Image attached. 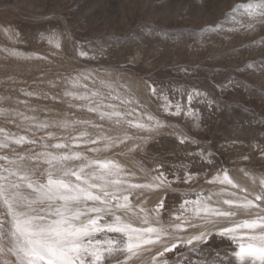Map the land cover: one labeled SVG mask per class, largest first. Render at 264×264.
I'll use <instances>...</instances> for the list:
<instances>
[{
  "label": "rangeland",
  "instance_id": "374dc122",
  "mask_svg": "<svg viewBox=\"0 0 264 264\" xmlns=\"http://www.w3.org/2000/svg\"><path fill=\"white\" fill-rule=\"evenodd\" d=\"M250 2L0 0V139H34L36 145L11 144L30 154L43 150L41 137L48 144L73 143L70 137L87 132L74 150L114 160L122 179L145 184L162 172L171 182L130 197L149 212L163 199L165 225L198 194H211L213 204L253 199L264 187V22L245 14L242 5ZM88 107L120 112L121 123L102 120ZM64 120L89 123L51 126ZM45 122L50 127H38ZM137 123L151 130L132 126ZM89 138L98 142L85 144ZM5 155L11 158L0 149ZM225 171L232 184L213 181ZM186 173L193 179L185 181ZM251 218L237 210L234 219ZM247 242L214 235L197 252L178 246L160 257L156 246L128 261L118 253L111 264H247L234 256L238 243Z\"/></svg>",
  "mask_w": 264,
  "mask_h": 264
},
{
  "label": "snow or ice",
  "instance_id": "6c2138e0",
  "mask_svg": "<svg viewBox=\"0 0 264 264\" xmlns=\"http://www.w3.org/2000/svg\"><path fill=\"white\" fill-rule=\"evenodd\" d=\"M242 7L253 20L264 22V0H251ZM75 98L87 100L88 96ZM188 99L191 101L192 97ZM88 111L97 112L102 120L115 117V123H121L120 112L100 111L98 107H88ZM88 123L64 120L51 126L68 129L73 124ZM132 126L151 130L142 123ZM38 127L50 125L45 122ZM48 136L53 133L49 132ZM87 136V132H81L79 137L69 138L73 143L54 144L45 143V138L41 137L43 150L30 151V154L17 153L11 144L36 145V140L14 134L0 139V149L11 152V158L0 156L4 161L0 164V264H104L105 260L111 264L118 253L128 261L156 246L162 249L157 255L163 257L178 246H193L190 251L197 252L199 246L206 245L214 235L238 242L247 240V244L238 243L239 251H235L234 256L246 260L247 264H264V215H261L264 187L253 199L245 198L243 202L217 199L215 206L211 194L207 197L198 194L195 200H184L180 204L178 215L170 213L171 222L165 225L160 220L163 199L150 212L142 207L137 209L130 200L137 190L142 193L145 189L170 187L171 182L164 174L152 176L150 183H130L121 178V165L114 160L93 159L74 150L79 147L74 141ZM83 142L96 144L98 140L89 138ZM89 151L95 153L99 149ZM192 179L185 174V181ZM213 181L221 185L233 183L226 171L222 177L214 176ZM223 205L228 206L227 210ZM237 210L252 218L235 222ZM193 218L199 222L193 223ZM188 229L198 234H179ZM238 232L240 235H235ZM110 233L119 237L109 236ZM101 234L102 238H98ZM116 264L121 262L117 260ZM163 264H167V260ZM228 264H231L230 259Z\"/></svg>",
  "mask_w": 264,
  "mask_h": 264
}]
</instances>
